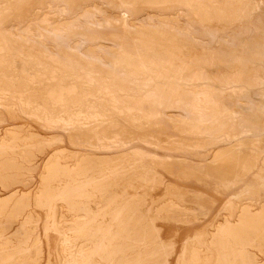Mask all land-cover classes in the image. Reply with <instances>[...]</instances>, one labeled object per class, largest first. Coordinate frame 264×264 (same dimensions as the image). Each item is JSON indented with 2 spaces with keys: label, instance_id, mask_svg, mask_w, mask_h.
Here are the masks:
<instances>
[{
  "label": "rangeland",
  "instance_id": "obj_1",
  "mask_svg": "<svg viewBox=\"0 0 264 264\" xmlns=\"http://www.w3.org/2000/svg\"><path fill=\"white\" fill-rule=\"evenodd\" d=\"M258 1L0 0V264H264Z\"/></svg>",
  "mask_w": 264,
  "mask_h": 264
},
{
  "label": "bare ground",
  "instance_id": "obj_2",
  "mask_svg": "<svg viewBox=\"0 0 264 264\" xmlns=\"http://www.w3.org/2000/svg\"><path fill=\"white\" fill-rule=\"evenodd\" d=\"M112 3V2H111ZM257 4L259 5L258 7H264V1L260 0L257 2ZM126 9V8H125ZM258 9V8H256ZM260 9V8H259ZM89 12V11H88ZM91 13V12H90ZM79 17V16H78ZM253 17V16H252ZM251 17V19H252ZM197 18V17H196ZM250 19V20H251ZM204 22V21H203ZM43 23V22H42ZM68 23V22H67ZM198 24V23H197ZM250 26L246 32L245 38L243 40H236L235 38V45L237 47V51L238 53H236L237 55H235V61L237 63V61H241L240 58L242 55L246 54L247 58V52H249L251 50V45L255 46L257 48V52H253V57L255 60L259 61V77L257 79V81L259 83H264V15H261L259 17H256L254 19L251 20V22L249 23ZM195 25V24H194ZM188 26V25H187ZM190 26V25H189ZM209 30V29H208ZM207 30V31H208ZM215 30V29H214ZM29 31V30H28ZM63 32V31H62ZM23 33V31H22ZM211 33V40L216 41L218 39H220V37L217 35L219 33L216 32H210ZM30 34V33H29ZM207 34V33H206ZM220 35V34H219ZM14 36V35H13ZM12 36V37H13ZM212 41V42H213ZM223 42V41H222ZM214 43V42H213ZM212 43V44H213ZM252 43V44H251ZM74 45V44H73ZM215 45V43H214ZM235 47V46H234ZM233 47V48H234ZM214 48V47H213ZM199 49V48H198ZM204 49V48H203ZM236 49V48H235ZM202 50V49H201ZM234 51V50H233ZM236 52V51H235ZM251 55V54H250ZM144 58V57H143ZM243 58V57H242ZM249 58V56H248ZM251 59V58H250ZM253 59V58H252ZM256 66V65H255ZM239 67V66H238ZM234 71V70H233ZM257 71V70H256ZM256 73V72H255ZM240 80V71L236 70L233 74V82L236 83ZM237 84V83H236ZM210 88V87H209ZM258 96H260L261 98L264 99V91L257 93ZM222 97V96H221ZM232 98V97H231ZM234 98V97H233ZM235 100V99H233ZM252 104L255 107L257 106V102H255L254 100L251 101ZM235 104V103H234ZM225 108V107H224ZM233 108V106H232ZM51 115V114H50ZM79 118V117H78ZM51 122V121H50ZM262 129V128H261ZM184 135V134H183ZM89 139V138H88ZM125 140V139H124ZM87 142V141H86ZM92 142V140H91ZM170 144V143H169ZM95 145V144H94ZM189 146V145H188ZM230 157V156H229ZM248 157V156H247ZM238 161V160H237ZM251 166V165H250ZM223 168V167H222ZM225 168V167H224ZM223 168V169H224ZM215 169V168H214ZM221 169V168H220ZM222 171V170H221ZM230 171V170H229ZM228 171V172H229ZM231 174V172H230ZM217 175V174H216ZM245 226V225H244ZM228 229V228H227ZM228 231V230H227ZM240 242V241H239Z\"/></svg>",
  "mask_w": 264,
  "mask_h": 264
}]
</instances>
